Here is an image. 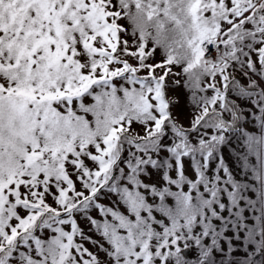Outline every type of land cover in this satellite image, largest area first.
Returning a JSON list of instances; mask_svg holds the SVG:
<instances>
[{
    "label": "snow or ice",
    "instance_id": "obj_1",
    "mask_svg": "<svg viewBox=\"0 0 264 264\" xmlns=\"http://www.w3.org/2000/svg\"><path fill=\"white\" fill-rule=\"evenodd\" d=\"M0 264H264V0H0Z\"/></svg>",
    "mask_w": 264,
    "mask_h": 264
},
{
    "label": "rangeland",
    "instance_id": "obj_2",
    "mask_svg": "<svg viewBox=\"0 0 264 264\" xmlns=\"http://www.w3.org/2000/svg\"><path fill=\"white\" fill-rule=\"evenodd\" d=\"M234 146H235V142H234Z\"/></svg>",
    "mask_w": 264,
    "mask_h": 264
}]
</instances>
